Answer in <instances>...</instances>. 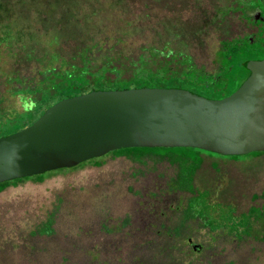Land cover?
I'll list each match as a JSON object with an SVG mask.
<instances>
[{
    "label": "rangeland",
    "instance_id": "1",
    "mask_svg": "<svg viewBox=\"0 0 264 264\" xmlns=\"http://www.w3.org/2000/svg\"><path fill=\"white\" fill-rule=\"evenodd\" d=\"M242 2L241 10L236 7L242 17L264 24V0H0V109L10 117L25 110L22 97L19 102L8 90L6 75L34 78L53 51H74L100 35L119 36L125 49L169 41L171 49L211 70L209 56L218 46L207 23ZM53 35L58 44L51 43ZM247 39L221 46L233 54ZM100 157L0 190V264H264L261 219L250 217V236H237L222 208L211 223L214 229L190 224L174 232L175 208L186 202L166 187L177 162L155 154ZM228 170L221 183L230 170L243 177L238 206L250 208V194L259 193L264 183V154L242 155ZM51 212V231L38 233Z\"/></svg>",
    "mask_w": 264,
    "mask_h": 264
},
{
    "label": "trees",
    "instance_id": "2",
    "mask_svg": "<svg viewBox=\"0 0 264 264\" xmlns=\"http://www.w3.org/2000/svg\"><path fill=\"white\" fill-rule=\"evenodd\" d=\"M243 4L228 5L221 18H216L215 15L207 23V27L217 37L218 46L209 56L211 70L197 65L190 54L171 49L169 41L160 47L135 45L134 49H125V42L119 36L100 35L92 42L75 46L74 51H53L46 65L35 71L34 78L18 72L9 73L5 77L7 84H10L8 90L17 98L18 95L22 97L25 110L14 111V117H10L0 109V136L29 125L56 101L94 89L180 87L210 98H221L230 94L249 74L246 62L264 57V24L256 25L242 17L240 10ZM247 35L249 39L246 40V45L242 48L234 46L236 53H224L222 41H234ZM58 39L57 35H53L51 43L58 44ZM244 48L249 49L247 51ZM201 90L211 96L203 94ZM21 112L27 116L24 118ZM145 154H155L179 164L178 170L166 185L167 188L183 194L186 200L180 209L175 208L179 210V219L174 227L177 235L180 229L188 228L190 224L214 229L211 223L216 220V212L222 208L230 213V232L237 236H250L252 230L249 220L254 217L261 219L264 233V183L261 184L259 193L250 194L251 207L246 209L238 206L237 200L241 193L238 186L241 187L240 182L243 183L244 178L230 170V178L221 183L223 171L227 172L231 163L242 155H221L193 147H126L109 151L105 156L132 155L138 158ZM262 154L264 151H252L243 155L257 157ZM220 158L225 161L221 162ZM99 159L101 157L91 158L70 168L74 169L88 162L95 163ZM64 169L69 168L3 181L0 182V190L25 179L40 180L46 174ZM257 200L259 205L255 206L253 203ZM238 215L242 217L236 222L234 220ZM51 223L52 212L45 225L36 231L49 233ZM194 246L196 249L199 247Z\"/></svg>",
    "mask_w": 264,
    "mask_h": 264
},
{
    "label": "water",
    "instance_id": "3",
    "mask_svg": "<svg viewBox=\"0 0 264 264\" xmlns=\"http://www.w3.org/2000/svg\"><path fill=\"white\" fill-rule=\"evenodd\" d=\"M246 68L247 77L221 98L180 87L94 89L62 98L29 125L0 136V182L126 147L264 151V57L248 60Z\"/></svg>",
    "mask_w": 264,
    "mask_h": 264
}]
</instances>
